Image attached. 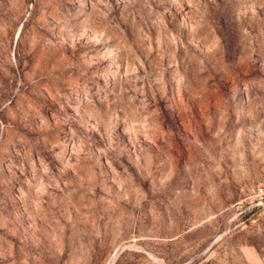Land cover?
Instances as JSON below:
<instances>
[{"label": "rangeland", "instance_id": "374dc122", "mask_svg": "<svg viewBox=\"0 0 264 264\" xmlns=\"http://www.w3.org/2000/svg\"><path fill=\"white\" fill-rule=\"evenodd\" d=\"M264 0H0V264H264Z\"/></svg>", "mask_w": 264, "mask_h": 264}, {"label": "built area", "instance_id": "2783aa9c", "mask_svg": "<svg viewBox=\"0 0 264 264\" xmlns=\"http://www.w3.org/2000/svg\"><path fill=\"white\" fill-rule=\"evenodd\" d=\"M256 195L260 199H264V186H258V188L256 190Z\"/></svg>", "mask_w": 264, "mask_h": 264}]
</instances>
